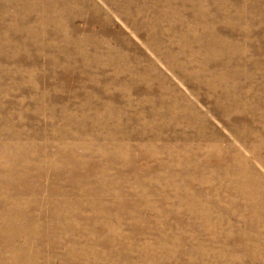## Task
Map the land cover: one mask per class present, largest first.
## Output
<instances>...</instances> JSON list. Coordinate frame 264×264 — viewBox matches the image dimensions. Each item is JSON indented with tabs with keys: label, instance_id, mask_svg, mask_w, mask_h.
Segmentation results:
<instances>
[{
	"label": "bare ground",
	"instance_id": "bare-ground-1",
	"mask_svg": "<svg viewBox=\"0 0 264 264\" xmlns=\"http://www.w3.org/2000/svg\"><path fill=\"white\" fill-rule=\"evenodd\" d=\"M23 1L26 2L24 6L20 5L21 0H0V71L4 70V63L12 61L14 64L13 68H7L4 77H13L18 86L29 83L36 92V95H33L34 100L45 104L48 97L46 93L41 97L38 90L40 79L35 75L31 76L30 80L26 75L22 76V72H19L22 63L17 59L21 56L22 49L27 51L26 40L33 43L39 52L51 53L55 46L44 45L39 41H50L57 37L60 40L58 48L69 62L63 66L64 71L75 74L78 69L81 74L78 78H81L83 86L90 83L93 86L82 91H70V97L80 101L82 106L76 107L74 113L64 116L63 123L69 130L62 139L66 140V147L53 157L49 158L47 155L48 158L41 164L34 165V156L37 154L28 157L26 167L33 166L31 171L37 172L36 179L41 177L42 172L51 171L55 177L52 183L54 193L65 195L68 191L62 187L68 183L63 179L61 172L68 177L70 183H78L75 173L82 168L101 171L102 176L112 169L113 161L126 167L136 166L139 161L125 143L129 133H137L144 140L143 145L156 146L159 153L171 157L165 163L167 167H187L181 172L189 171L190 177L187 181L198 180L202 193L219 195L217 185L220 180L226 191L223 197H228V192L241 193L250 205L253 233L264 230V123H260L264 120V64L252 57L263 53L264 35L262 36L259 27L252 30L253 20L221 22L229 21L234 12H242L244 8L252 9V2L245 3L242 8L241 0H227L231 6L222 2L210 3L211 0ZM260 2L264 5V0ZM254 13L264 22V11L256 9ZM245 15L240 13L237 17L242 19ZM115 16L124 20L144 40L143 50H139L136 45L125 39L122 31L113 23ZM79 19L87 22L90 29L85 25L72 27V23ZM98 25L100 29L96 28ZM32 26H49L51 29L28 30ZM84 29H87V37L75 41L79 30ZM13 34L22 35L24 38H17L13 43ZM108 34L115 35L109 44L105 38ZM82 40L87 42L86 49ZM124 45L130 50H139L145 64L135 67L133 55L117 52ZM256 45L259 49L254 51ZM90 49L94 51V59L89 58ZM153 54L164 63L168 72L174 73L185 85L190 86V96L199 100L201 94H205L202 98L207 99L206 102L211 101L215 111H202L197 101H193L188 94L171 84L164 72L154 63ZM32 55L29 53V56ZM73 56L75 57L72 58ZM49 61L55 63L57 60L52 58ZM116 61L121 65H117ZM33 64L35 70L40 69L35 59ZM137 69L144 70L137 79L122 82L118 77L123 70L135 72ZM110 72L109 78L103 81ZM4 77L0 75V90L4 89ZM72 80L73 85L79 83L77 77ZM100 85L104 86L105 96L98 93L101 91ZM252 85L256 87L254 91ZM244 86L250 87V90H244ZM138 88L154 96L142 94L134 104L131 90L137 92ZM4 90L6 94L9 93ZM119 102L125 104V118L114 108ZM3 106L1 104L0 108L3 109ZM214 112L227 120L234 142L227 141L228 139L209 123V115ZM21 123L22 121L19 122ZM130 123H135V126L132 127V132L128 133L124 127ZM8 130L7 126L0 125V264H16L27 258L33 261L40 259L48 237L36 226L37 222L34 224L30 221V215L22 209L26 204H20V200L23 202L29 193L27 188L23 193L17 191L24 182L26 172L19 166L15 154L12 153L16 145L8 144H13L12 133ZM148 131L152 133L151 139H147ZM69 149L70 151L65 152ZM61 155L65 156V160ZM94 155L100 156L101 161L95 159ZM46 163L56 164L60 168H44L43 164ZM64 165L70 166L68 169L61 168ZM144 170H149L148 174L152 173V169L148 167ZM132 174V180L142 183L138 173ZM120 175V180H124V176L121 173ZM146 179L145 184L163 187L160 183L163 180L161 177L156 182H148ZM56 182H62L64 186ZM161 190L162 194L166 195L163 189ZM61 206L62 204L58 203L55 211ZM157 213L161 214L160 210ZM200 215L198 212V216ZM76 216L78 217V214ZM66 224L62 223V227L67 230L77 231L79 226L76 223H71L73 227ZM32 226L33 231L30 229ZM51 231L58 230L53 228ZM89 232H93L91 227ZM33 234H39L33 239L38 246L36 251L29 248ZM65 238L72 236L61 235V240H57L56 245L62 244ZM23 239V243H18V240ZM7 240L11 244L8 250L11 259H7L1 250ZM194 240L198 238L195 237ZM57 246L47 245L50 249ZM83 246L84 251L87 250L86 246ZM74 251L72 247L65 249L64 257L68 258V262L76 254Z\"/></svg>",
	"mask_w": 264,
	"mask_h": 264
},
{
	"label": "rangeland",
	"instance_id": "rangeland-1",
	"mask_svg": "<svg viewBox=\"0 0 264 264\" xmlns=\"http://www.w3.org/2000/svg\"><path fill=\"white\" fill-rule=\"evenodd\" d=\"M1 1L4 2L5 0ZM85 1L88 2L89 0ZM260 1L241 0L240 6L242 8H244L245 3L252 2V9L244 8L242 12H240L241 10L234 12L229 21L221 22H252L253 20L252 30L259 27L263 36L264 22L254 13L256 9L264 11V5ZM217 2L231 6L227 0H211L210 3ZM25 4L26 2L21 0L20 5L24 6ZM212 9L215 8L212 7ZM240 13L246 15L239 19L237 15ZM1 14L4 13L1 12ZM113 20L114 25L122 31L126 40L136 45L139 50L144 49V40L124 20L118 18V16H115ZM79 25H85L89 28L88 23L82 21V19L72 23V27H78ZM96 28L100 29V26L98 25ZM50 29L49 26L43 28L32 26L28 28V30L39 31H50ZM86 32L87 29L79 30L75 41L85 39L87 37ZM12 36L13 43L17 38H24L22 35L15 36L13 34ZM105 38L109 44L115 38V35L108 34L105 35ZM82 41L85 42L84 49H86L87 42ZM39 42L44 45L53 44L55 47L52 48L51 53L39 52L33 43L26 40L27 51L25 52L22 49L23 52L17 60L22 63L21 71L19 70V72H22V76L26 75L27 79L30 80V77L35 75L40 79L38 90L41 92V97H43V93H46V97H48L45 104L34 100L33 95H36V92L29 83L18 86L13 77H4L7 68L14 67L12 61L4 63L5 68L0 71L1 77H4L2 86L4 85V89L9 91L6 94L4 89L0 90V105H4L3 109L0 108V112H2L0 113V125L7 126L10 130L8 131L12 133L13 144L10 142L8 144L16 145L12 153L15 154L19 166L26 172L24 182L20 184L21 186L18 187L17 191L23 193L25 188L29 191V195L27 194L25 197L26 200L24 199L21 202V199L20 204L21 206L26 204V206H22V209L24 208V212L30 215V221L34 224L37 222L36 226L48 236L42 248L40 259L33 261L27 258L24 261L16 262V264H264V230L259 231L260 233H253L250 224L252 213L249 211L250 205L244 196L238 191H233L228 192V197H223L226 191L221 180L218 181L217 185L219 195L202 193V187L199 185L198 180L188 182L187 178L190 177V172H181L187 167L184 165L167 167L165 163L168 161L167 159L171 158L170 156L169 158L168 155L162 152L159 153L156 146H150V144L146 147L143 145L145 142L137 133H129L132 132L135 123H130L132 126H125L124 130L129 133L126 136L127 143L125 145L127 144L128 149H132L131 153L139 161L136 166L126 167L122 163L113 161L112 169L102 176L101 171L82 168L75 173L78 183H70L68 177L61 172L63 179L68 184L64 186L62 182L56 183H62L64 186L62 188L68 191V194L65 195L54 193L52 183L55 177L51 171L48 173L42 172L41 177L36 179L35 174L37 172L31 171L33 166L26 167L28 157L37 154L34 156V165L41 164L45 162L48 156L49 158L53 157L66 147V140L62 139L65 138L66 131L69 130L66 129L63 123L64 116L69 115L67 113H74L76 107L82 106V104H79L80 101L70 97V91H82L93 87L90 82H88L90 85L83 86L81 78H78L81 76L78 69L75 74L64 71L63 66L69 62L65 60V54L58 48L60 40L57 37H53L50 41L40 39ZM258 49V45L253 48L254 51ZM139 50H130L129 47L127 48L124 45L117 52L133 55L134 66L137 67L145 64ZM104 51L105 49L99 53L102 54ZM29 53L36 55V57L29 56ZM37 53L39 54L37 55ZM89 55V58L94 59L93 50L90 49ZM152 57L154 63L168 77L170 83L181 92L189 95L191 92L190 86L185 85L174 73L168 72L164 63L160 62L154 54ZM252 57L264 64V51L262 54H255ZM52 58L57 61L51 63L49 60ZM117 58L115 57V59ZM33 59L39 63L40 69L35 70L33 68ZM116 64L121 65L118 61H116ZM143 73V69H137L135 72L123 70L118 77L122 82H128L132 78L137 79ZM110 74L111 72L103 78V81L108 79ZM75 77L79 81L77 85H73L72 79ZM255 88L252 85V91ZM103 89L104 86L100 85L99 90L101 91H98L100 96L105 94V89ZM244 90H250V87L244 86ZM131 92L134 104L137 103L142 94L154 96L140 88L137 92L134 90H131ZM204 95L202 93L199 100H195V97L190 95L189 98L197 101L196 103L202 111L213 109V103L211 101L206 102L207 99L202 98ZM124 107L125 104L122 102L114 105L118 114H122L123 118L126 117ZM213 111L215 110L213 109ZM237 119L239 120V118ZM20 121H22L21 124H19ZM208 121L228 139L227 141H235L234 136L229 131L228 122L223 116L221 117L214 112V114L209 115ZM260 123H264V120ZM151 138L152 133L148 131L147 139ZM68 151L70 149L65 152ZM100 155L104 157L102 154ZM117 156L121 157V155ZM61 157L65 160L64 155H61ZM94 157L101 161L100 156L94 155ZM125 157L126 155L123 159ZM66 158L69 159L70 157ZM69 166L64 165L61 168L68 169ZM43 167L50 170L60 168L56 164L49 165V163L43 164ZM147 167L152 169L151 174H148L149 170H144ZM140 170L144 171L140 172ZM132 172L141 176L142 183L130 178L133 176ZM120 173L125 178L124 180L121 178L123 181L120 180ZM147 177H150L151 180ZM160 177L163 179L160 182L163 187L144 183L146 178L148 182H156ZM160 188L163 189L166 195L162 194ZM161 201H164V203H161ZM58 203H61L62 206L57 212L55 210ZM158 210L161 214L157 213ZM198 212L201 213L200 216H198ZM76 214H78V217ZM64 222L71 227L74 226L71 223L79 224L78 232L63 228L62 223ZM262 222H264V217ZM89 223L93 229L92 233L89 232ZM53 228L58 231L52 232ZM30 229L33 231L34 226ZM67 233L72 238H65L62 244L57 246L56 241L61 240V235L62 237L68 235ZM37 235L39 234H33L29 243V248L35 251L38 246L33 242V239ZM195 237L198 240H194ZM23 242L24 239L18 240V243ZM48 244L57 247L50 249L47 247ZM10 245L7 240L4 247L1 248L7 259L12 257L10 251H8ZM83 245L86 246L87 250L84 251ZM70 247L75 250L76 254L68 262V258L64 257V252L65 249L68 250Z\"/></svg>",
	"mask_w": 264,
	"mask_h": 264
}]
</instances>
